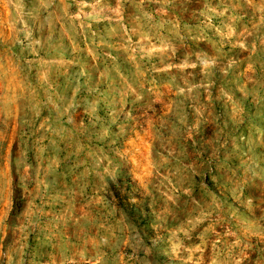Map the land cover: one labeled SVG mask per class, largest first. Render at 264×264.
Instances as JSON below:
<instances>
[{"label": "clouds", "instance_id": "9594fccd", "mask_svg": "<svg viewBox=\"0 0 264 264\" xmlns=\"http://www.w3.org/2000/svg\"><path fill=\"white\" fill-rule=\"evenodd\" d=\"M187 2L117 0L118 8L134 10L127 27L123 17H110L117 24L109 35L121 33L119 47L128 55L119 63L113 57L103 70L82 64L59 92L41 73L62 75L64 62L55 69L44 62L36 71L31 61L23 65L34 86L6 101L0 120V228L16 231L13 225L22 222L19 230L46 233L47 242L80 206L85 229L103 232L98 244L130 251L114 264H157L161 250L165 264H264V0H216L215 6L203 0L194 24L183 18ZM152 4L159 5L155 23L145 11ZM61 6L67 7L62 0ZM165 9L167 19L160 15ZM226 43L240 51L220 71H237L213 80ZM154 54L160 66L151 63ZM174 59L201 66L203 96L197 86L167 103L178 87L169 66L182 67ZM0 70L5 79L19 74L7 60ZM162 72L169 78L158 85L153 74ZM187 99L194 104L186 107ZM123 177L139 196L132 200L136 214L113 194ZM24 247L0 244V264H25Z\"/></svg>", "mask_w": 264, "mask_h": 264}, {"label": "rangeland", "instance_id": "374dc122", "mask_svg": "<svg viewBox=\"0 0 264 264\" xmlns=\"http://www.w3.org/2000/svg\"><path fill=\"white\" fill-rule=\"evenodd\" d=\"M212 3L215 6L216 0H212ZM41 4H51V6L45 8L41 7ZM57 4H61V0H0V62L7 60V63L17 68L19 73L15 79L11 77L5 79L2 70H0V96L5 102L15 99V93L21 90L27 94L29 89L34 86L32 74L27 73L26 75V70L21 71L23 65L29 61L35 64L33 71L46 66L44 62H51V67L54 69L60 67L57 61L64 62L63 67L60 68L62 75L52 71L41 73L47 76L49 83L55 81L53 88L59 92L66 89V86L71 83L75 74L80 71L82 64H95L103 70L104 64L109 63L113 57L119 63L128 55L122 47H119L122 43L121 33L109 35L110 30L116 28L117 24V21L110 17H123L125 27H127L128 18L134 11L132 8L127 5L123 9L118 8L117 0H62V4L67 5L66 8L56 7ZM203 6V0H188L185 5L186 11L183 13L184 20L191 24L196 23L192 14L195 13L198 16ZM158 7L159 5L152 4L145 8L146 12L154 14L153 23L157 20L155 13ZM166 12L167 9L160 13L165 19L168 18L165 15ZM219 22V17L213 18V24L218 25ZM73 28L76 33L75 43L81 49L78 53L73 52V41L69 39L73 34ZM160 34H164L163 29L160 30ZM151 35L152 33L149 32V36ZM138 39V35L133 36V44ZM112 45H117V47H111ZM153 46L163 49V46L155 40H153ZM200 49L205 52L209 51L204 42H201ZM239 51V48L232 49L231 45L227 43L224 45V60L213 69V80L228 79L233 76L237 71L235 66L228 70L227 76L220 69L225 67L229 58H236L235 53ZM176 55L179 57L180 52H177ZM93 57L98 58L93 59ZM67 61H71V63H66ZM18 62L20 67H17ZM189 62H194V58ZM189 62H185L183 59H174L172 63L182 67L169 66V72L176 76L175 83L178 87H173L172 91L168 93L167 103H171L177 97L183 99L189 89L195 93L197 86H200L201 95H204L202 88L207 82L203 81L201 66L197 65L195 68L185 66ZM151 63L160 66L158 54L152 56ZM153 76L158 77V85L161 81L166 82L169 78L168 73L163 72L154 73ZM213 86V84H208L209 89ZM189 104H194V101L185 100V106L187 107ZM2 119L3 113L0 114V120ZM10 128L14 134L16 132L15 123H11ZM14 146L10 139L9 151ZM117 183L119 190L117 192L114 189L113 194L127 204L131 214H136L137 208L132 204V200H138L139 196L136 194L132 182L123 177ZM59 190V185L56 189H50V195L55 196ZM61 194L63 193L61 192ZM177 203L179 205L180 201L178 200ZM64 207L67 208L68 205L64 204ZM45 211H47V207ZM56 211L58 215H63L62 209L57 208ZM82 211H86V209L76 206L71 212L73 219L66 220L63 227L57 226L60 229V236H53L47 242L44 241L46 233H38L32 229L21 231L19 229L22 222H18L13 225L16 231L10 232L6 226L0 228V244L5 247L17 243L23 244L25 246V264H114L117 256L123 258L130 254L127 249L113 251V248L106 243L98 244L103 232L100 234H96L94 231L88 232L79 218V213ZM8 216L11 217L10 210ZM2 217H4V205L0 202V218ZM155 259L157 264H165L167 256L161 250L156 254Z\"/></svg>", "mask_w": 264, "mask_h": 264}, {"label": "bare ground", "instance_id": "6f19581e", "mask_svg": "<svg viewBox=\"0 0 264 264\" xmlns=\"http://www.w3.org/2000/svg\"><path fill=\"white\" fill-rule=\"evenodd\" d=\"M5 100L0 96V114L3 113Z\"/></svg>", "mask_w": 264, "mask_h": 264}]
</instances>
